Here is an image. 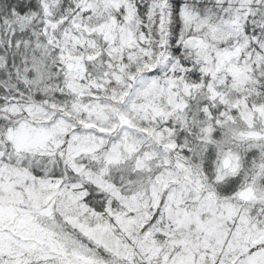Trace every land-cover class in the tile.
Wrapping results in <instances>:
<instances>
[{"label": "snow or ice", "instance_id": "1", "mask_svg": "<svg viewBox=\"0 0 264 264\" xmlns=\"http://www.w3.org/2000/svg\"><path fill=\"white\" fill-rule=\"evenodd\" d=\"M0 264H264V0H0Z\"/></svg>", "mask_w": 264, "mask_h": 264}]
</instances>
